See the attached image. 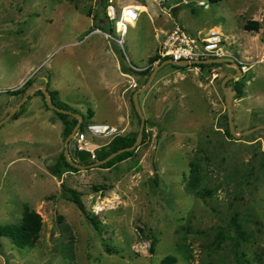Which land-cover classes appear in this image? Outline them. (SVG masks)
Returning <instances> with one entry per match:
<instances>
[{
    "label": "rangeland",
    "instance_id": "rangeland-1",
    "mask_svg": "<svg viewBox=\"0 0 264 264\" xmlns=\"http://www.w3.org/2000/svg\"><path fill=\"white\" fill-rule=\"evenodd\" d=\"M113 1L141 12L130 19L123 46L115 39L120 34L111 38L109 26L98 25L100 0H0V121L25 95L8 92L31 79V87L48 85L62 104L83 113L85 126L139 131L132 98L147 78L123 74L118 53L126 65L148 67L166 33L179 25L195 37L216 28L224 49L249 64L244 96L234 97V121L238 133L264 125V0ZM250 20L259 21V31L245 29ZM194 65L160 69L140 94L146 142L110 168L54 175L65 124L41 93L27 98L0 126V227L20 222L25 204L42 216L43 227L33 247L0 236V264H160L168 255L177 264H264V128L228 137L222 80L236 70ZM87 139L93 153L109 140L88 133ZM75 148L72 138V157ZM194 159L211 197L186 188ZM65 187L81 194L100 229L66 198Z\"/></svg>",
    "mask_w": 264,
    "mask_h": 264
},
{
    "label": "trees",
    "instance_id": "trees-1",
    "mask_svg": "<svg viewBox=\"0 0 264 264\" xmlns=\"http://www.w3.org/2000/svg\"><path fill=\"white\" fill-rule=\"evenodd\" d=\"M65 1H70V2H76L78 0H65ZM210 2H219L221 0H209ZM101 2V11L98 15H95V19L99 21L98 25H108L110 33L113 34V32L117 33L115 30L114 25L110 23V21L107 19L106 16V5H107V0H100ZM104 22V24H103ZM245 29L249 31H259L260 30V23L259 21L256 20H250L245 24ZM120 54L119 58L121 60V70L125 74H140L145 76L147 79L152 72L154 68V63L159 59L160 55L155 54L153 56H150L148 59L149 65L148 67H143L141 69H136L133 68L129 65H126L125 63V55L121 51L118 53ZM168 58L162 59L158 64L162 63L163 61L167 60ZM215 65L219 64H195L194 66H200L204 68L205 66H208L209 68ZM173 67L177 69H182L184 67L181 66H176L173 65ZM146 79V81H147ZM245 76L240 77L239 80L236 81V85L233 86L234 89L237 90L238 95L236 98H241L244 96V87H245ZM33 85V82H31V79H29L21 88L16 89L14 91H9L8 93H11L12 95H18V94H24L28 90L29 87ZM48 86V85H47ZM48 88V87H47ZM37 92L41 93L42 96H44L43 92L41 89L37 90ZM51 94V99L54 104L57 106L68 109L71 111H74V109H71L68 105L62 104L60 100L57 99L56 94L57 92L55 91H49ZM45 98V96H44ZM47 104V103H46ZM48 106V105H47ZM76 112V111H74ZM89 116L93 117L94 112L89 111ZM56 113L60 116V118L63 120L65 126H64V133L65 136L68 137L71 132L73 131L74 127L78 123V118L75 116H71L70 114H65V113ZM78 114H81L83 116V121L81 123V129L85 127L86 123V118L85 115L81 112H76ZM134 113L138 117L139 123H141V118L136 112L135 106H134ZM225 117L228 118L227 113H225ZM16 118V117H15ZM139 131H131L130 133L127 134H120L113 138L108 144L100 146L95 150V157H93V153L89 150H79L75 148V153L74 156L72 157L71 153L70 156L76 160L79 163L82 164H92L96 161L102 160L106 158L108 155H110L113 152H116L122 148L129 147L133 145L137 139ZM225 132L228 137L233 138V135L230 132V127L229 123L227 122ZM148 138V132L147 128H144V137H143V142L145 143ZM136 149L131 150V151H125L123 153L118 154L108 162L104 163L103 165L99 166L101 168H110L115 166L117 163L122 162L124 160H127L129 158H132L135 153ZM263 162H264V157H263ZM79 171L78 168L74 167L70 162L67 161L65 152L63 151L60 154V158L56 164H54V169L52 173L56 176L61 177L63 173L65 172H75ZM204 181V172H203V167L201 164V161L198 159L191 160L190 162V173L189 177L186 181V188L189 192L194 193L198 197L201 198H206V197H211L214 194V190L211 189L210 187L207 186H202ZM66 190V198L73 202L77 207L82 211L83 214H85L90 222L96 227V229H100V223L97 220V218L94 215H90L88 211L86 210L82 200H81V194L71 188L65 187ZM233 228L235 229L236 233L243 237V231L240 228V225L237 221V219H232L231 221ZM43 227V219L42 216L36 212L35 209H33L30 205L25 204L24 205V211H23V216L20 220V222L16 224H11V225H4L0 227V236H5L8 237L15 246L19 248H26V247H33L37 241L40 238L41 235V230ZM154 245L155 241L152 242L151 244V252H154ZM108 251H112V248L108 249ZM178 258L175 255H168L166 256L160 264H177Z\"/></svg>",
    "mask_w": 264,
    "mask_h": 264
},
{
    "label": "built area",
    "instance_id": "built-area-1",
    "mask_svg": "<svg viewBox=\"0 0 264 264\" xmlns=\"http://www.w3.org/2000/svg\"><path fill=\"white\" fill-rule=\"evenodd\" d=\"M200 4H203V2H200ZM105 12L107 19L114 25L117 34H120L119 37L115 38L116 41L123 46L124 37L128 33V26L132 25L130 19L136 21L141 12L138 9L127 8L126 5L118 8L113 0H107ZM120 22L122 23L121 29L118 28ZM198 33L199 36L195 37L182 26H174L166 33L158 51L160 57L156 62L159 63L165 58L174 61L185 60L189 63L214 58H231L240 65L243 73L249 70V64L246 61L235 55H230L224 49L225 39L219 30L212 27L205 34L200 31ZM107 36L114 38L111 34H107ZM132 86L136 88L137 84H132ZM87 133L94 137L108 138L107 143H109L113 138L120 135L122 131L118 127L104 123L92 122L87 124L83 129H81L80 125L73 137L76 139V148L79 150H89L93 153L87 147L90 143L87 139ZM93 157H95L94 153Z\"/></svg>",
    "mask_w": 264,
    "mask_h": 264
},
{
    "label": "water",
    "instance_id": "water-1",
    "mask_svg": "<svg viewBox=\"0 0 264 264\" xmlns=\"http://www.w3.org/2000/svg\"><path fill=\"white\" fill-rule=\"evenodd\" d=\"M222 64L225 63L227 65H230L232 67L235 68L236 72L234 73H230L228 75H226L224 77V79L222 80V89L225 92V102H226V109H227V116H228V123H229V127H230V132L231 134L236 137V138H241L242 136L248 135L256 130H259L261 128H264V125H258L255 126L253 128L247 129L241 133L237 132L236 129V125H235V121H234V112H233V104H234V97L237 94V90L232 88L230 85H228V82L231 79L234 78H240L243 75V71L240 67V65L235 62L233 59L231 58H214V59H207V60H200V61H193L191 63L182 60V61H174L172 59H167L165 61H163L160 64H157L152 72L150 73L146 83L143 85V87L137 89L134 94H133V98L132 101L134 103L136 112L138 113V115L141 118V125H140V129L138 132V136L137 139L135 141V143L129 147L126 148H122L116 152L111 153L110 155H108L106 158L96 161L92 164H82L77 162L76 160L72 159V157L70 156V152H69V142L70 140L74 137L76 131L79 129L82 121H83V116L81 114H78L74 111L68 110V109H64L61 108L59 106H57L56 104H54L52 102L51 99V94L47 88L46 85L44 84H39V85H35L33 87H31L23 96L22 100L20 101V103L16 106V108H14V110L12 112H10L3 120L0 121V126L5 123L8 119H10L16 112L17 109L21 107V105L27 100V98L34 93L35 91L41 89L45 99H46V103L47 105L56 110L57 112L60 113H65V114H70L73 115L75 117L78 118V123L76 124V126L74 127L73 131L71 132V134L66 138V144H65V156L68 162H70L74 167L78 168V169H87V168H92V167H99L101 165H103L104 163L108 162L109 160H111L112 158H114L115 156H117L120 153H123L125 151H131L136 149L140 143L143 141V137H144V128H145V124H146V117L142 111V107H141V103H140V94L144 93L152 84L153 80L155 79V77L157 76L158 72L160 71V69H162L165 65L168 64H172V65H176V66H181V67H186L189 65H193V64Z\"/></svg>",
    "mask_w": 264,
    "mask_h": 264
},
{
    "label": "bare ground",
    "instance_id": "bare-ground-1",
    "mask_svg": "<svg viewBox=\"0 0 264 264\" xmlns=\"http://www.w3.org/2000/svg\"><path fill=\"white\" fill-rule=\"evenodd\" d=\"M127 7H135L136 5H126ZM118 28L121 29L122 26L120 25V23L118 24Z\"/></svg>",
    "mask_w": 264,
    "mask_h": 264
},
{
    "label": "crops",
    "instance_id": "crops-1",
    "mask_svg": "<svg viewBox=\"0 0 264 264\" xmlns=\"http://www.w3.org/2000/svg\"><path fill=\"white\" fill-rule=\"evenodd\" d=\"M124 74V73H123Z\"/></svg>",
    "mask_w": 264,
    "mask_h": 264
}]
</instances>
